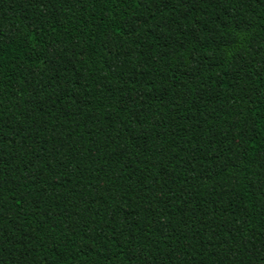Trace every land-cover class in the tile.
Segmentation results:
<instances>
[{"label": "trees", "instance_id": "16d2710c", "mask_svg": "<svg viewBox=\"0 0 264 264\" xmlns=\"http://www.w3.org/2000/svg\"><path fill=\"white\" fill-rule=\"evenodd\" d=\"M0 264H264V0H0Z\"/></svg>", "mask_w": 264, "mask_h": 264}]
</instances>
